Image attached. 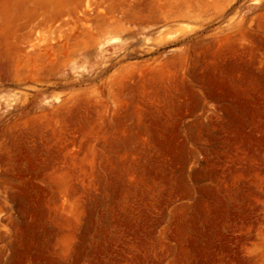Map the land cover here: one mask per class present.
<instances>
[{"label":"rangeland","instance_id":"rangeland-1","mask_svg":"<svg viewBox=\"0 0 264 264\" xmlns=\"http://www.w3.org/2000/svg\"><path fill=\"white\" fill-rule=\"evenodd\" d=\"M87 1L0 0V264H264V0Z\"/></svg>","mask_w":264,"mask_h":264},{"label":"bare ground","instance_id":"bare-ground-1","mask_svg":"<svg viewBox=\"0 0 264 264\" xmlns=\"http://www.w3.org/2000/svg\"><path fill=\"white\" fill-rule=\"evenodd\" d=\"M86 1H87V0H86ZM88 3H89V2L87 1V4H86V5H89ZM84 4H85V3H84Z\"/></svg>","mask_w":264,"mask_h":264}]
</instances>
